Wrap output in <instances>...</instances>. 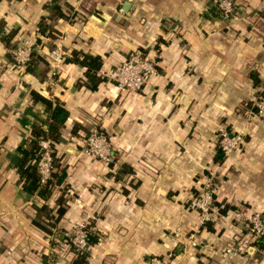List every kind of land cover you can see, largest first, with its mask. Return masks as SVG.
<instances>
[{
	"label": "crops",
	"instance_id": "obj_1",
	"mask_svg": "<svg viewBox=\"0 0 264 264\" xmlns=\"http://www.w3.org/2000/svg\"><path fill=\"white\" fill-rule=\"evenodd\" d=\"M49 1L0 0L3 30L11 32L10 44L0 39V264H50L37 255L45 237L54 244L57 230L84 215L98 236L88 245L86 264H149L148 254L167 258L168 251L188 245L198 211L187 204L203 164L226 160L215 161L216 125L240 121L243 113L235 108L249 102L252 74L259 72L254 67L264 65V0H235L234 17L220 27V20L206 16L216 0H129L128 10L124 0H58L68 19H57L52 34H40L38 21L48 18ZM57 31L66 35L69 52L75 47L100 54L98 72L135 47L155 53L157 71L138 91L105 79L90 89L77 63L64 61L50 82L48 63L43 73L37 64L30 71L11 59L9 46L29 35L41 36L45 43L36 51L45 57L46 40ZM30 89L60 98L69 110L64 139L56 145L69 197L50 235L32 223L35 198L22 190L11 164L30 136L33 117L45 110ZM92 126L107 134L113 163L85 153ZM250 129L261 141L231 157L232 168L215 190L222 219L201 228L186 253L168 257L171 264H264V249L251 237L246 252L226 250L248 234L229 212L233 204L264 211V124L256 121ZM122 164L130 171L109 175ZM59 193L54 186L49 205Z\"/></svg>",
	"mask_w": 264,
	"mask_h": 264
},
{
	"label": "trees",
	"instance_id": "obj_2",
	"mask_svg": "<svg viewBox=\"0 0 264 264\" xmlns=\"http://www.w3.org/2000/svg\"><path fill=\"white\" fill-rule=\"evenodd\" d=\"M50 9L49 14L46 17H41L38 21V32L40 34H52V26L57 19H68V15L62 11L58 0H50L48 3ZM210 11L206 13V16L213 19H217L218 10L215 4L211 7ZM228 20V21H227ZM228 18L225 21L229 22ZM48 30V31H47ZM11 32L5 33L2 27V21H0V39L6 44H10ZM36 43L43 44L40 36H36ZM15 44H11L10 49ZM12 56V53H9ZM45 58V60L43 59ZM67 62H74L85 68L84 70V85L90 89L96 88L98 83L102 80L98 74V70L102 64V56L100 54H92L90 52L71 48L70 54L64 59ZM47 63L49 66L48 58L38 54L36 50L31 52L29 61L27 62L26 69L33 70L34 64L41 67L44 73L47 69ZM254 84H258L259 79L257 74H252ZM30 97L34 102H41L45 105V110L36 114L34 120L31 123L30 136L27 141L22 144L18 153L12 158L11 164L18 174V182L22 190L28 195H33L34 200L31 205L35 210L34 215L31 217L32 223L39 229L44 231L45 234L50 235L57 229V223L63 216L67 209V189L68 185L64 184L66 177V167L61 163V155L58 154L56 145L58 142L64 139L63 127L69 116V110L65 105V102L58 97L48 98L35 89H30ZM76 126L72 127V132L75 131ZM40 139H48L50 141V153L52 169L49 175L44 181H41V174L37 168L36 161L41 155L42 147L39 143ZM216 145L215 161L221 162L226 156L224 150L219 143ZM130 167L126 164H122L115 171H110L109 175L114 178H119V173H126L130 171ZM60 186V193L55 200V205H49L47 200L52 194L54 186ZM41 199V201H39ZM98 240V236L95 232H89L87 235V244L90 245ZM253 243L264 249V234L254 239ZM87 245V246H88ZM76 250L77 256L72 260V264H86L87 250ZM42 258L47 263V256L43 254ZM56 264V263H52Z\"/></svg>",
	"mask_w": 264,
	"mask_h": 264
},
{
	"label": "built area",
	"instance_id": "obj_3",
	"mask_svg": "<svg viewBox=\"0 0 264 264\" xmlns=\"http://www.w3.org/2000/svg\"><path fill=\"white\" fill-rule=\"evenodd\" d=\"M215 6L218 10V20L228 19L234 17L235 14V0H216ZM51 43L47 46L45 56L49 62L48 78L52 82L56 75H58L61 65L67 55L70 54L68 49L64 47L66 35L63 32L57 34ZM35 38L30 36L23 37L18 44L11 48L12 58L14 63L24 67L30 59L31 52L36 49ZM155 53L143 47H135L131 49L127 55L118 63L110 66L105 70H101L98 74L102 79L112 81L114 85L120 90L124 91H138L142 88L148 78L156 73ZM258 110V109H257ZM259 112L264 114V103ZM42 150L41 155L36 161L37 168L41 174V181L49 175L52 169V158L50 153V141L48 139H40L39 141ZM85 153L95 159L102 160L104 163H109L114 158V153L110 145L107 134L98 127H93L89 130L84 141ZM225 152V148L220 144ZM226 154V152H225ZM191 206L198 211V221L192 227L187 235L188 241L196 233L206 226V222L212 219L214 197L212 191L203 185L197 194L190 201ZM249 231L254 238L264 234V213H249ZM80 227L75 232L74 244L77 248L86 249L87 247V229H83L84 223L80 222ZM180 229L176 228L174 234L178 236ZM240 248V246H239ZM235 250L234 246H228L227 251ZM171 251L167 256H171ZM151 264H166V260L161 257L153 255L149 259Z\"/></svg>",
	"mask_w": 264,
	"mask_h": 264
},
{
	"label": "rangeland",
	"instance_id": "obj_4",
	"mask_svg": "<svg viewBox=\"0 0 264 264\" xmlns=\"http://www.w3.org/2000/svg\"><path fill=\"white\" fill-rule=\"evenodd\" d=\"M225 20L226 19L220 20L222 24L220 23L216 26L217 27L222 26L223 24L226 23ZM57 34H60V32L57 31ZM30 37H34V36H30ZM46 41H49L48 45H52L49 39ZM34 44L35 45L37 44L36 39H35ZM11 59L13 60V58ZM254 68L256 70L258 68L259 72L257 73V77L259 79V82L258 84H254V81H252L253 84L251 85L250 91H249V102L248 103L245 102L241 104L240 106H238L237 108H235V112L237 114H239V112L243 113L240 121H238V123L231 125L230 123L222 120L218 122L215 128V133L213 135L214 146L216 147V145H218L217 143L222 144L224 146L225 152H226V160L222 163H214V162L212 163L211 162V163L203 164L202 170L200 171L198 175L199 176L198 180H200V183L197 186V188L194 189L195 191L193 192V195L191 196L187 204V206L190 209H193V207L190 204L191 199L197 194V192L203 185H207V187L213 193V197H214L213 205L214 206H213L212 219L206 222L207 223L206 226L210 223H214L216 225L218 220L220 221V219H222V215H221L222 213L215 207L216 205L215 204V190L218 189L220 185L222 184L225 173L232 168V163L231 165L229 164L231 157L237 154H241L243 151H247L249 147L254 146L253 143L260 142L261 141L260 138H262L261 134L254 133L250 129L251 125H253V123L256 121L262 122L264 124V114L259 112V109L262 108V104L264 103V65H260V66L258 65L257 67H254ZM93 127H97V126H92L89 128V130ZM89 130L87 131L86 136ZM114 159L115 158H113V160L110 161L109 163L111 162L113 163ZM235 166L239 167L237 165ZM110 171L111 170H109V172ZM58 189H59L58 187H55L56 193L57 191L59 192ZM67 191H69V189H67ZM68 193L70 194V192ZM67 196L69 197V195ZM229 212H231L234 215V217L238 221L241 222L243 232L246 233V231H248V234H246L245 239L243 240L233 239L234 242H231L228 246H234L235 250L232 249V251L246 252L247 251L246 249H248V245L252 243L248 240V237L249 238L251 237L252 240L255 239L252 233L249 231L250 226H249V219L247 217L249 213H254V212L264 213V211L260 212L258 210L250 209L244 203H236V204H233V208ZM197 221H198V214H197V218L195 219V223H197ZM80 222H83L85 224L83 229H87L88 233L90 231L91 232L96 231L93 226L92 219L88 215H84L82 217L74 219L72 223L70 224V226H68L67 228L57 230L56 235H58V238L54 240L55 241L54 244L50 243V241L46 239L45 237V242L40 245L39 251L37 253V255L39 256V259L42 260L41 254H42V250H44L46 253H48V257H47L48 263L52 264L53 262H56L57 264H72V260L77 256L76 254L77 251L74 250L73 246L76 247V245L74 244L75 232L77 228L80 227V224H79ZM191 231H193L192 228H191ZM194 232L195 234L192 238H190V240H194L196 242L198 241L197 239L198 236H196V231ZM244 234L241 233L240 237L243 236ZM101 238L102 237H100V239ZM187 243L188 245L183 244L181 250L179 251H184L186 253L188 249H185V246L188 248L189 245H192V243L189 241H187ZM78 249H81V248H78ZM86 250L87 251L89 250L88 246L86 247ZM179 251H176L174 249L171 250L172 254L171 256H167V258L168 257L173 258L175 253H178ZM152 256L153 254H150V255L148 254L147 256H145L146 258L145 260L149 262V259ZM156 256L161 258V255H156ZM167 258H164L166 260V264H171V261H168Z\"/></svg>",
	"mask_w": 264,
	"mask_h": 264
},
{
	"label": "water",
	"instance_id": "obj_5",
	"mask_svg": "<svg viewBox=\"0 0 264 264\" xmlns=\"http://www.w3.org/2000/svg\"><path fill=\"white\" fill-rule=\"evenodd\" d=\"M130 6V1L129 0H124L122 3V7L124 10H128V7Z\"/></svg>",
	"mask_w": 264,
	"mask_h": 264
}]
</instances>
